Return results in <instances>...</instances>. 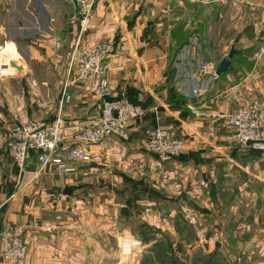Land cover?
Masks as SVG:
<instances>
[{
  "label": "crops",
  "instance_id": "obj_1",
  "mask_svg": "<svg viewBox=\"0 0 264 264\" xmlns=\"http://www.w3.org/2000/svg\"><path fill=\"white\" fill-rule=\"evenodd\" d=\"M17 1H22L19 8L24 10L26 17L35 16L33 12L25 13L29 7H39L45 12L49 18L48 30L53 33L52 39L54 33L58 35L64 48L61 93L64 87L69 101L60 104L61 96L58 98L59 108L55 116L64 131V148L70 146L74 129L99 116L102 107L96 83L89 79H77L76 72L67 69L69 52L76 40L95 45L114 35L115 51L105 62L107 89L111 97H125L140 105L145 112L138 120L126 125L129 133L127 141L112 137L90 146L89 161L79 163L75 175H57L53 168L46 167L39 176L22 183L19 182L20 170L7 149L6 130L13 127L7 124L13 123L16 117L7 110V90L2 87L0 229L4 224L23 227L22 240L26 244L28 263L112 264L107 256H112L113 249L108 246L107 240L118 237V225L124 224L128 229V219L120 216V209L125 207L126 198L133 195L123 177L151 189L148 194L133 198L137 204L133 213H139L145 222L149 221H146V216L156 203H182L183 192L189 196L191 203H210L211 206L212 203H221L214 198L213 176L217 172L214 165L224 162L225 152L229 155V149L237 147L229 140L231 130L226 127L225 117L236 111L239 102L264 99L258 96L263 95L262 82L257 76V63L252 56L260 44L264 45V4L255 0H239L238 8L222 12L223 27L230 16L239 23L231 36L234 44L225 50L229 52L234 48L237 54L230 61L224 76L210 79L200 75L194 50L201 51L202 45L206 54V49L210 48L211 56L206 58L215 69L228 53H221L224 48L220 44L212 47L207 42L199 44V39L202 42L203 37L201 33L208 25L206 8L201 0H93L91 15L84 22L77 17L67 0H53L50 4L46 0H9L8 8L6 0H0L2 37L7 30L20 31L22 28L18 23H22V19L16 11ZM51 6L59 7L55 10L60 11L56 18ZM235 15L237 19H234ZM254 25L259 26V31L254 29ZM47 36L34 43L26 41L44 48L45 55H48L46 46H51L52 39ZM1 47L11 49L0 54V76L22 75L26 68L15 45L7 42ZM11 62L18 68L11 67ZM6 65L9 72L4 70ZM197 85H209V92L201 98L187 100L190 89ZM13 103L9 100L11 106ZM154 126L173 133L175 139L183 144L182 156H186V160L162 163L166 165L165 170L155 169L150 175L130 169L132 173L128 174L126 165L131 161L140 162L136 168H141V171L146 163H159L144 148L147 131ZM185 165L189 167L182 168ZM36 170L35 159H29L25 171L34 173ZM199 170L208 172L203 179L205 194L197 191L198 187L193 192L182 191V184L177 183L176 176H182L185 171L190 174L193 171L195 175ZM156 174L161 177L159 183L154 182ZM189 182L199 183L195 179ZM76 185L83 187L71 196L62 193L64 187ZM143 191L142 188L138 190L140 193ZM121 192L124 195L118 194ZM201 196L204 198L201 199ZM252 222L258 225L259 230L252 235L246 234V240L259 242L253 253L259 257L254 261L255 264H264V213L254 215ZM124 244L129 246L136 242ZM130 248L127 249L129 255L133 254ZM0 264H3L1 259Z\"/></svg>",
  "mask_w": 264,
  "mask_h": 264
},
{
  "label": "rangeland",
  "instance_id": "obj_2",
  "mask_svg": "<svg viewBox=\"0 0 264 264\" xmlns=\"http://www.w3.org/2000/svg\"><path fill=\"white\" fill-rule=\"evenodd\" d=\"M238 1L201 0L200 3H203L202 5L206 8L208 25L201 33L203 37L202 42L199 39V44L207 42V45L211 47L220 44L224 48L221 53L225 55L228 53L225 50L234 44V39L231 36L236 32L239 23H237L238 21L234 22L230 16L231 18L225 20L223 27L221 14L226 9L232 11L234 8H238ZM255 1L264 4V0ZM6 2L8 8L9 0ZM46 2L50 4L54 1L46 0ZM16 4L18 6L16 11L22 19V23L18 22L21 24V30H7L3 37L0 34V47L7 42H12L16 47L19 59L26 68L20 76H0V91L2 87L7 90V110H10L11 114L16 117L13 123L7 124L10 126H16L31 119L50 121L55 118L59 108L58 98L62 94L61 87L65 67L64 48L60 38L57 37L58 35L56 36L54 33L52 39L53 33L48 30V15L40 11L39 7L34 9L29 7L25 13L33 12L35 16L27 15L26 17L23 15L24 10L19 8L22 1H17ZM64 9L67 10V7ZM72 9H75L77 17H79L78 10L73 6ZM55 10H59V7L54 6V17L58 12ZM233 17L237 19V15ZM0 21L1 26L2 17H0ZM220 29L221 32L218 33ZM46 36L52 39L51 46H46L48 55H45L44 48L26 41L29 40L34 43L35 40H44ZM13 40L16 42L14 43ZM56 42L60 43L59 47L55 46ZM200 48V54L205 57L211 56L210 48L206 49V54L203 53L202 45ZM262 48L264 45L260 44L256 50ZM9 49L11 48H3L0 54L9 51ZM10 59H14V57H10ZM256 63V73L262 82L263 92V95L258 94V96L264 97V55ZM4 70L5 72L10 71L7 65ZM9 100L14 102L12 106L9 104ZM227 153L226 151L224 162H216L214 165V169H217L213 176L215 181L213 184L214 198L221 203H212V206L210 203H191V200L188 199L189 196L183 192L185 196H183L182 203H156L155 208L151 209L146 216L148 222L141 220L139 213H133L128 220V229L124 224L118 225V237L107 240L108 246L113 249L112 256H107L109 261L111 259L114 262L112 264H168L167 260L171 257L158 258L157 256L155 258L153 253L148 252L156 241H168L171 251L167 255L170 256L171 253L175 252L174 256L179 258L181 262L189 256V253L197 249L205 255L201 256L202 259L215 252L213 257H207L210 259V264H255L254 259L259 256H255L253 253H255V248L258 247L259 242L246 240V234L252 235L254 231L259 230L258 225L253 224L252 219L254 215H263L264 213V151L235 147L229 149V155ZM150 156L154 158L151 154ZM139 163L136 160L131 161L126 165L127 169L134 170L135 173L144 171L145 174L150 175L155 169L165 170L166 168V165L161 162L152 161L150 165L146 163L141 171V168H136ZM187 167L189 166H182V168ZM193 168L197 167L193 165ZM127 169L125 170L128 171ZM130 170L127 172L128 174L132 173ZM202 171L204 170H199L195 175L192 174L193 171L191 174L185 171L182 172V176H176L177 183L182 184V191L193 192L198 187L197 191L205 194L206 187L203 179H205V175L208 176V172L207 170ZM154 178V182H161L159 174H156ZM210 178H212L211 175ZM190 179H195L199 183L191 184ZM112 183L115 185V182ZM202 198L204 197L201 196ZM142 222L149 223V226L160 231V233L145 231L141 228ZM123 237L138 243V245H131L130 249H132L133 254L129 256L121 254V239ZM180 244L186 252L183 253L187 255L180 254L181 251L177 249ZM159 255L162 256L163 254L160 253ZM161 259H164L165 262L163 263ZM197 264H202L201 259Z\"/></svg>",
  "mask_w": 264,
  "mask_h": 264
},
{
  "label": "built area",
  "instance_id": "obj_3",
  "mask_svg": "<svg viewBox=\"0 0 264 264\" xmlns=\"http://www.w3.org/2000/svg\"><path fill=\"white\" fill-rule=\"evenodd\" d=\"M78 10L82 22L86 21L93 9V0H67ZM259 31V26L254 25ZM56 47L60 43H55ZM115 51L114 35L102 39L95 45L82 44L76 40L69 52L67 69L76 72L77 79H89L96 83V93L102 102L99 116L87 122L82 127L74 129L70 136V146L64 148V131L60 120L50 121L30 120L24 124L10 127L6 130L7 149L16 167L23 172L22 183H28L40 175L46 167H51L57 175L71 176L78 171L81 162H88V148L115 137L123 141L129 139L126 125L138 120L144 115V109L131 103L125 97L114 98L105 102V96L111 97L105 80V62ZM195 61L202 77L215 79L213 64L202 54L200 49L194 50ZM264 55V48L253 53V59L258 61ZM209 92V85H197L190 89L187 100L201 98ZM69 96L62 90L60 104L68 103ZM226 127L231 130L229 140L237 147L252 151H264V99L252 98L239 102L236 111L227 115ZM252 144L247 146L246 143ZM145 150L157 161L168 163L174 161L183 153V144L177 141L171 131L160 126H154L147 131L144 140ZM34 158L37 170L34 173L25 171L26 163ZM23 227L4 224L0 229V259L3 264H30L26 260V244L22 240ZM121 254H127L121 239ZM136 245L138 243L136 242Z\"/></svg>",
  "mask_w": 264,
  "mask_h": 264
},
{
  "label": "trees",
  "instance_id": "obj_4",
  "mask_svg": "<svg viewBox=\"0 0 264 264\" xmlns=\"http://www.w3.org/2000/svg\"><path fill=\"white\" fill-rule=\"evenodd\" d=\"M79 19H80V17H79ZM236 54H237V51L234 54V56ZM234 56L232 57V59L234 58ZM228 70L229 69H227V71L223 75H221L220 77L224 76L228 72ZM183 158L184 159H182V160H186V156L183 155ZM175 160H178V158H176ZM123 180L125 181L124 183H127V186H129L130 191L132 192L133 195H132V197L126 198L125 203H124L125 207L120 209V216L124 219L129 220V218L132 216L133 212L136 210V206H137V204L135 203V200L133 198H139L142 194H148V192H150L151 189H149L146 186H143L141 183H135L126 177H123ZM125 185L126 184H124V186ZM139 188H142L144 191L142 193L138 192ZM118 194L124 195V192L123 193L121 192ZM153 198H156V197H153ZM141 228L147 232L160 233V231L154 229L153 227L149 226L147 223H144V222L141 223ZM145 241H147V240H145ZM177 249H179L181 251L180 254L186 253L183 250V247L181 246V244L177 246ZM170 251H171V249L169 248V242L168 241H163V242L156 241L151 246V248L149 249L148 252L153 253L155 258H157V256H158V258H160V257L165 258L166 256L171 257V258H168V260H167L168 264H197L200 261V259H201L202 264H210V259L207 257L211 258V257H213V255H215V252H212L211 255L208 254L205 258L202 259L201 256H205V255H203L202 251H199L196 249L194 252L189 253V256H187L184 259V261L181 262L179 258H176V256H174L175 252L171 253L170 256L167 255L168 252H170ZM160 253H162L163 255L160 256L159 255ZM184 255H187V254H184ZM161 260L163 261V263L165 262L164 259H161Z\"/></svg>",
  "mask_w": 264,
  "mask_h": 264
},
{
  "label": "water",
  "instance_id": "obj_5",
  "mask_svg": "<svg viewBox=\"0 0 264 264\" xmlns=\"http://www.w3.org/2000/svg\"><path fill=\"white\" fill-rule=\"evenodd\" d=\"M235 53H236V50H235L234 48H231L230 51L228 52L227 56L224 57V58H222V59L219 61L218 65H217V67H216V69H215V76H216V77H220L221 75H223V74L227 71V69H228V67H229V64H230V60L232 59V57L234 56ZM10 66H11V67L18 68L13 62L10 63ZM113 99H114L113 97H109V96H105V97L103 98V100H104L105 102H111V101H113ZM251 144H252L251 141H248V142L246 143L247 146H249V145H251ZM178 159H179V160H182V159H183L182 154L179 155ZM22 177H23V172H22V170H21V171H20V176H19V182H21ZM82 187H83V186H81V185H76V186H66V187H64L62 193H63L64 195L71 196L75 191L81 189Z\"/></svg>",
  "mask_w": 264,
  "mask_h": 264
},
{
  "label": "bare ground",
  "instance_id": "obj_6",
  "mask_svg": "<svg viewBox=\"0 0 264 264\" xmlns=\"http://www.w3.org/2000/svg\"><path fill=\"white\" fill-rule=\"evenodd\" d=\"M2 49V47L0 48V50Z\"/></svg>",
  "mask_w": 264,
  "mask_h": 264
}]
</instances>
